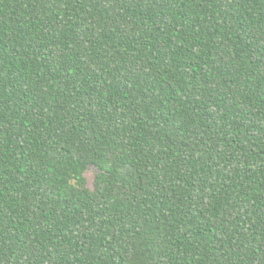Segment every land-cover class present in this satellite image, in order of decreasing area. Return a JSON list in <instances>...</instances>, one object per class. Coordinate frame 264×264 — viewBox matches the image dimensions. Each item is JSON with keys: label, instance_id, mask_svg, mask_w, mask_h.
I'll use <instances>...</instances> for the list:
<instances>
[{"label": "trees", "instance_id": "1", "mask_svg": "<svg viewBox=\"0 0 264 264\" xmlns=\"http://www.w3.org/2000/svg\"><path fill=\"white\" fill-rule=\"evenodd\" d=\"M0 264H264V0H0Z\"/></svg>", "mask_w": 264, "mask_h": 264}, {"label": "rangeland", "instance_id": "2", "mask_svg": "<svg viewBox=\"0 0 264 264\" xmlns=\"http://www.w3.org/2000/svg\"><path fill=\"white\" fill-rule=\"evenodd\" d=\"M87 178L89 182V186L92 187V182H93V177H94V172L91 170L87 173Z\"/></svg>", "mask_w": 264, "mask_h": 264}]
</instances>
